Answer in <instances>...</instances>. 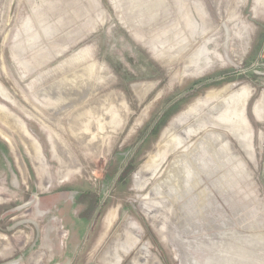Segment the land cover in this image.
Returning a JSON list of instances; mask_svg holds the SVG:
<instances>
[{
	"label": "rangeland",
	"instance_id": "rangeland-1",
	"mask_svg": "<svg viewBox=\"0 0 264 264\" xmlns=\"http://www.w3.org/2000/svg\"><path fill=\"white\" fill-rule=\"evenodd\" d=\"M63 263L264 264V0H0V264Z\"/></svg>",
	"mask_w": 264,
	"mask_h": 264
},
{
	"label": "bare ground",
	"instance_id": "bare-ground-1",
	"mask_svg": "<svg viewBox=\"0 0 264 264\" xmlns=\"http://www.w3.org/2000/svg\"><path fill=\"white\" fill-rule=\"evenodd\" d=\"M186 138H188V135H185L181 140H180V144H183L185 141H186ZM178 140V139H177ZM178 142H177V145L175 146V148L176 147H178L180 144H179ZM33 144V143H32ZM35 144V143H34ZM33 144V145H34ZM30 145V144H29ZM32 145V146H33ZM168 147H169V145H167ZM166 146V147H167ZM31 148V147H30ZM164 149H168V148H164ZM170 150V149H169ZM32 155H33V158H34V162L37 164V166H38V168L40 169V171L41 172H43L44 173V176H45V165H44V162H43V159H42V156L40 155V153H39V150H38V146L37 145H35L34 147H33V151H32ZM70 162V161H69ZM72 162V161H71ZM159 163V162H158ZM157 162H151V163H149L150 164V166L149 167H147L146 169H144V171L142 172L143 174H145V173H153L154 171H156V169L158 168V166L160 165V164H158ZM74 164H75V162L74 163H72V165H68V166H71L70 167V169H74ZM66 167V168H69V167ZM67 171H69V170H67ZM67 171H65V172H67ZM67 174V173H66ZM133 230H130V233H131V235L133 236ZM129 238H130V236H127V239H123V238H118V240L113 244V246L111 247V249L109 250V252L106 254V261H111V262H115L116 261V259H115V255H119V256H121V247H123V246H125L126 244H127V242L129 241ZM136 261L138 262V261H142V262H149V258L148 257H145L144 256V254H139L138 256H137V259H136Z\"/></svg>",
	"mask_w": 264,
	"mask_h": 264
},
{
	"label": "flooded vegetation",
	"instance_id": "flooded-vegetation-1",
	"mask_svg": "<svg viewBox=\"0 0 264 264\" xmlns=\"http://www.w3.org/2000/svg\"><path fill=\"white\" fill-rule=\"evenodd\" d=\"M66 193L68 194L69 192L66 191ZM57 211H59L58 213L59 216H55L54 219L56 221H60V224H59L60 226H58L59 229L65 231L66 236H69L72 240L71 242H74V239L77 237V232L79 233V230H81L82 228L81 223H83L84 219L83 218L75 219V216H70L71 214L68 213L67 209L65 208L59 209ZM59 249H60L59 252H61L62 248H59ZM67 250L70 254H72V252L76 251V248L67 247ZM65 259H67V257L64 258L63 260Z\"/></svg>",
	"mask_w": 264,
	"mask_h": 264
},
{
	"label": "water",
	"instance_id": "water-1",
	"mask_svg": "<svg viewBox=\"0 0 264 264\" xmlns=\"http://www.w3.org/2000/svg\"><path fill=\"white\" fill-rule=\"evenodd\" d=\"M225 58L226 60L229 62L230 65L236 67V68H240V66L236 65L228 56V54H225Z\"/></svg>",
	"mask_w": 264,
	"mask_h": 264
}]
</instances>
